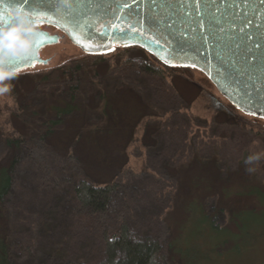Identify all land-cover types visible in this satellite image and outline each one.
<instances>
[{"label":"trees","instance_id":"16d2710c","mask_svg":"<svg viewBox=\"0 0 264 264\" xmlns=\"http://www.w3.org/2000/svg\"><path fill=\"white\" fill-rule=\"evenodd\" d=\"M130 48L133 47L118 48L115 54L117 48L101 55L84 53L82 57L39 71L26 69L22 75L28 80L26 86L21 76L17 78L18 72L15 79L5 82L11 91L0 95V264H38L31 259V243L37 240L38 232L46 238L57 228L52 222L55 218L47 221L41 213V217L35 215L38 219L33 221L34 228L25 222L20 225L24 231L18 235L19 227L14 226H19L18 214L23 213L21 198L25 200L35 191L33 186L28 192L19 187L20 167L30 159L37 162L41 156L38 168L45 180H40L45 184L44 197L51 196L60 213L63 208L65 217L76 215L89 230L90 224H96V216L107 213L122 190L119 174L127 172L128 151L136 142L145 151L142 172L155 166L166 174L172 173V183H166L171 186L166 191L170 199L164 216L169 227L172 228L171 216L178 204L183 205L180 226L187 222L191 210L197 215L193 229H198L183 237V245L175 238L170 243L186 259V264H215V255L226 251H233L236 257L255 250L264 253V173L261 176L256 170L249 174L246 158H236L232 167L229 162L225 164L230 127L245 129L252 124L264 136V118L243 114L225 99L226 105L218 110L223 119H216V115L211 119L204 117L201 120L205 128L195 126L196 115L191 108L197 97L186 101L178 84L183 81L199 89L201 84L181 74L182 70L197 69L169 66L140 47L142 56H123ZM110 54L114 56L106 57ZM103 64L107 67L101 72ZM176 72H180V77L171 74ZM149 82L160 83L169 90L173 95L167 103L174 100L177 105L171 104L176 107L162 108L153 103ZM177 120L182 121L181 125L174 128ZM212 128L220 130L212 132ZM221 131L224 135H220ZM82 145L92 147L98 158L108 154L106 146L114 148L113 153L121 157L119 173L111 172L108 178L93 180L85 168L68 162L76 158L74 151ZM160 150L161 158L157 160ZM36 152L40 155L35 156ZM58 159H64L71 169L68 165L59 166ZM261 171L264 172V165ZM17 189L20 195L15 192ZM217 218L222 219V224ZM46 227L52 231H46ZM99 234L95 259L87 261L86 257L72 258L73 255L65 253L70 258L66 263L169 264L159 238L154 234L136 236L127 221L121 220L113 231ZM209 236L214 238L212 245L208 243ZM19 246L21 253H27L26 257H17ZM254 246L258 249L253 250ZM240 259H232L230 264H245Z\"/></svg>","mask_w":264,"mask_h":264},{"label":"rangeland","instance_id":"374dc122","mask_svg":"<svg viewBox=\"0 0 264 264\" xmlns=\"http://www.w3.org/2000/svg\"><path fill=\"white\" fill-rule=\"evenodd\" d=\"M118 48L121 49L123 47L113 48L114 50H116L114 54L119 52ZM40 53L41 57L47 62L27 69H35L39 71L50 68L54 65L62 64L63 62L71 58L82 57L85 52H82L81 49L73 45L68 40V38H66L65 42L48 45L42 48ZM125 53L126 54H123V56L127 58H138L139 56L143 55L138 47L130 48ZM111 56L114 55L110 54L106 57ZM102 66L103 67H101L100 69H102L101 72H104L107 64H103ZM24 70L26 69L20 70V72L18 71L17 78L21 76L20 78L23 79L24 86H26L28 84V80L24 76H22L24 75ZM178 71L181 72V70ZM180 72L171 74L176 76ZM181 74L184 75V77L195 79L199 84L202 85L200 86L199 90L198 88H196V86H194L193 88L192 85L183 83V81L178 84L179 92L185 95L186 101L191 100L192 98H194V96L197 97L191 108V111L193 109V114L196 115L193 124L195 126L198 125L202 126L201 128H205V123H202L201 120L202 118L206 117L208 119H211L216 115V119H223V116L218 110L224 108L227 99L225 100V98L219 93L214 84L212 82L210 83L209 80L206 79L205 75L198 70H182ZM178 77L180 76L178 75ZM149 87V97L151 98L153 103L161 106L162 108L176 107L177 104L176 102H174V100L167 103L169 100H171L170 96H172L173 94L169 90L166 91V89H163L162 84L159 83V85H157L149 82ZM171 103H175L176 105H172ZM214 108H217V111L219 113L217 111L216 112L218 114H216ZM244 120L249 122L247 118H245ZM181 122L182 121L178 120L175 121L173 123L174 128H178L181 125ZM259 128H261V126ZM124 129L125 127L123 125V130ZM219 130L220 129L216 131L212 128V132L216 131L218 133ZM256 131V126L252 124H247L245 126V129L242 127L238 129L235 126L230 127L229 133H231V140L227 141L225 144L226 149L230 155H226V159L228 161L226 160L225 164L230 163L232 164V167L235 166L236 158H247L250 154L264 152L263 132L257 133ZM224 133L225 132L221 131L220 135H224ZM173 136L175 139V134H173ZM106 148L108 154L106 156L98 158L95 155V151L92 147L82 145L81 147H77L74 151L76 158L68 162L76 163L77 168L79 166L85 168V170L93 180L95 178H108V175H110L111 172L113 174L116 172L117 174V172L119 171L121 157L116 152L113 153L114 148H111V146L108 145L106 146ZM128 153L130 157L128 168L126 170L127 172L122 173V175L119 174V181L122 184V190H120L121 192H118L113 205L107 213L96 216L98 220L94 219L96 224H90L89 230H86L82 226L85 225L84 222L80 219H77L76 215L71 214L65 217L64 214L66 213V210L63 208L61 210L62 213H60V209L58 208L56 201L52 199L51 196L50 198L44 197V191L42 189L44 188L45 184L40 181L44 180L41 176V173L43 172H41L40 168H38V160H41V156L40 158L36 159L37 162L30 159L31 161L28 160L29 162L26 163L24 167H20L18 169L17 182L19 187L22 189L25 187L27 192L29 191V189H31L32 186L35 189V191L32 192V195L29 193L27 199L23 200L24 197L21 198V200L23 201L21 212L23 211L24 214H18L17 219H20V222L18 220L19 226H14L19 227L18 230L15 228V230L19 232L18 235H21L20 233H22V230L24 231V227L22 228V226L20 225H24L25 222H28L27 226H32L34 228L33 221L35 222L38 219L35 215L41 217L39 216L41 215V213H44V217L45 219H47V221L53 220L55 218V220H53L52 222L55 223V226H57V228H55V230L53 231L52 229L46 227V231H52L51 235H47L46 238H43L41 236V233L38 232L37 240L34 239L33 243H31V246H33L30 249L32 260L36 261L38 264H67L66 259L69 260V256L73 255L72 258L83 259L84 257H86L88 259L87 261H91L95 259L97 251L99 250V233L103 232L104 230L113 231V229L117 227L119 222L121 220H124L128 222L129 226L136 236H142L146 234H154L155 236H157L161 242L163 251L167 255V262L169 264H186V259L181 257V255L177 251H175V248H172V246H170V243L175 238L176 242H178L179 245H183V237L185 238L190 234L191 231H196L198 229H193V223L196 222V213H193V211L191 210L192 213L190 214V216H188L189 219L182 227L180 225L183 222V205L178 204L174 209L173 215L171 216L170 223L172 228H170L169 224L164 221V216L166 214V208L169 205L168 201L170 199V196L166 191H168V187L171 186L166 185V183H172V173L166 174L162 168H155V166L151 167L149 171L142 172V170H145V151L144 149H140L137 142L133 144ZM36 155H40V153L36 152L35 156ZM164 155H166V153L162 154V156ZM49 156L51 157V155H48V158ZM160 158L161 150L158 152L157 160ZM56 163L59 164V166L68 165V168L70 169L72 167L68 163H66L64 159H58ZM263 165L264 158H262L259 162H255L253 165H249V167H255L262 176L264 172L261 171V167ZM36 169L38 171L35 172ZM68 171L70 170L68 169ZM35 183H37L39 187L35 185ZM15 192L18 195L21 194L19 189H17V191L15 190ZM25 201L29 204L27 205ZM24 205L25 207H27L26 209ZM31 206V211H29V207ZM52 212L56 213H53L52 216ZM57 214H59V216ZM190 217H192L191 220ZM56 218H59L60 221ZM63 219H66L64 220L65 223H61ZM217 220L219 224H222L221 218H217ZM64 226H67L68 229L64 230ZM204 228L205 227H203V229ZM28 229L30 232L31 227ZM28 229L26 228V232H28ZM203 229L201 228V230ZM208 234H211V231L210 233H207L206 236H208ZM212 239L214 238L212 237ZM212 239L209 236V245H212L215 242ZM69 240H71V243L69 242ZM202 244L203 246L205 245L204 242H202ZM20 248L21 247L19 246L16 250L18 254L17 257H26L27 253H21ZM254 249L258 248L254 246L253 250ZM255 251H250V253H248L247 255H245V252H242L240 255H238V257L234 256L233 251H226L221 255H215V264H230L232 259L236 258H241L240 260H242V262H244L245 264H264V253ZM65 253L69 254V256L65 255ZM210 264L212 263L210 262Z\"/></svg>","mask_w":264,"mask_h":264},{"label":"water","instance_id":"95a60500","mask_svg":"<svg viewBox=\"0 0 264 264\" xmlns=\"http://www.w3.org/2000/svg\"><path fill=\"white\" fill-rule=\"evenodd\" d=\"M23 2L0 0L3 27L16 22V7L22 6L30 13L40 0H29L27 5ZM125 2L131 7H117ZM38 11L50 17L44 20L32 17L38 24L55 26L62 34L51 35L40 29L38 55L22 58L13 65L17 72L46 63L40 50L65 42L66 38L88 54H105L109 49L127 44L144 49L164 63L152 51L157 47L152 42L159 39L167 50L160 55L179 57L167 65L201 71L238 110L264 118V47H258L264 44L261 0H202L200 4L194 0H139L137 4L132 0H43ZM113 25L120 30L113 29ZM132 25L143 36L132 32ZM70 31L77 39L83 38L96 47L92 52L86 51L73 40ZM105 32L107 37L101 35ZM144 43L149 47H142ZM193 61L199 66H183Z\"/></svg>","mask_w":264,"mask_h":264},{"label":"clouds","instance_id":"9594fccd","mask_svg":"<svg viewBox=\"0 0 264 264\" xmlns=\"http://www.w3.org/2000/svg\"><path fill=\"white\" fill-rule=\"evenodd\" d=\"M16 22L0 28V95L10 93L11 86L6 81L16 78L17 70L12 61L38 55L37 38L40 29L37 21L22 6L14 10ZM264 158V152L250 154L244 161L245 165H253ZM256 171L255 167H247L249 174Z\"/></svg>","mask_w":264,"mask_h":264},{"label":"snow or ice","instance_id":"6c2138e0","mask_svg":"<svg viewBox=\"0 0 264 264\" xmlns=\"http://www.w3.org/2000/svg\"><path fill=\"white\" fill-rule=\"evenodd\" d=\"M213 2H215V0H213ZM29 3V0H24L23 4L24 5H27ZM43 3V0H40V3L38 4H35L29 11H30V14L33 18L35 19H40V20H44V19H50V17H46V16H43L41 15V13L38 11V9L40 8V4ZM132 3L133 4H137L139 3V0H132ZM194 3L195 4H200L202 3V0H194ZM261 3L264 4V0H261ZM118 8H121V7H124V8H130L131 5L128 4L127 2H125L124 4H118L117 5ZM58 11V9H57ZM12 22H15V21H12ZM139 23V22H138ZM4 26V20H3V16H2V13H0V28H2ZM166 27H171L170 25H167ZM113 29L115 30H120L118 28L117 25H113ZM122 31V30H121ZM131 31L134 32L136 35H140V36H143V32L141 31H138L137 29V26L136 25H132L131 26ZM69 34L72 36L73 40L79 44L82 48H84L86 51L88 52H92V50L94 49V47H96L95 45L93 44H90V43H87L85 42V40L83 38L81 39H77L76 38V34L72 31L69 32ZM101 35L107 37V33H102ZM44 41H41V43H43ZM136 43H140V41H137ZM152 43H155L157 45V47L155 49H152L153 51V54L154 55H157L161 60H163V62L165 64H170L172 60H177L179 59V57L175 54H169L168 56H162L160 55L161 52H165L167 51L166 48L164 47V45L160 42V40H156V41H153ZM124 46H130V45H124ZM142 47H149V44L148 43H144V44H141ZM258 47H264V44H259ZM109 50H114V49H109ZM22 58L20 59H16L14 61H12L13 65H17L18 62L21 60ZM27 62V61H25ZM183 66H199L195 61H193L191 64H184ZM201 70L203 71H208L207 68H202ZM215 78V77H213Z\"/></svg>","mask_w":264,"mask_h":264},{"label":"flooded vegetation","instance_id":"af4514ba","mask_svg":"<svg viewBox=\"0 0 264 264\" xmlns=\"http://www.w3.org/2000/svg\"><path fill=\"white\" fill-rule=\"evenodd\" d=\"M39 29H42L44 31H47L51 35L55 34H62V32L55 26L44 24V23H39L38 24ZM48 46V45H47ZM46 47V46H45ZM44 48V47H43ZM41 51V50H40ZM41 54V53H40Z\"/></svg>","mask_w":264,"mask_h":264}]
</instances>
